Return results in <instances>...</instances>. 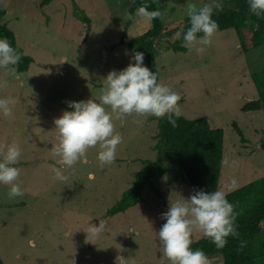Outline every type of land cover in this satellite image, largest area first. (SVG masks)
<instances>
[{"label": "rangeland", "instance_id": "obj_1", "mask_svg": "<svg viewBox=\"0 0 264 264\" xmlns=\"http://www.w3.org/2000/svg\"><path fill=\"white\" fill-rule=\"evenodd\" d=\"M151 1L161 12V23L178 31L187 18V3L198 7L213 3ZM40 2L0 0L5 11L0 23L7 25L17 45L33 60L27 71L15 75L0 69V81L8 82L0 88V98L15 101L13 118L0 114V144H19L22 156L15 167L21 170L17 183L24 192L10 199L9 186L0 184V260L2 264H114L122 255L134 258L135 264H169L156 235L165 222L160 216L179 195L192 194L179 177L170 183L168 174L173 172L152 180L159 195L145 187L136 206L106 216L144 162L156 160V120L135 114L114 118L115 131L123 140L111 165L101 167L98 149L93 148L87 162L63 170L67 181L54 179L50 168H63L51 154L57 143L54 120L72 111L68 102H99L108 72L134 63L127 45L112 46L120 39L127 43L143 35L151 23L135 13L127 18L129 0H52L42 8ZM173 36L164 35L156 45L158 82L180 95V115L188 120L204 118L210 128L223 130L222 162L228 163H221L218 189L228 194L262 178L264 112H242L241 107L257 98L250 74L264 69V46L243 55L234 30L229 29L216 33L202 54L187 48L174 52L167 47L181 38L173 40ZM233 179L237 186L228 190ZM101 220L107 230L99 238H87L86 225L98 226ZM203 238L199 233L192 237L193 242ZM208 260L223 264L216 257Z\"/></svg>", "mask_w": 264, "mask_h": 264}, {"label": "clouds", "instance_id": "obj_2", "mask_svg": "<svg viewBox=\"0 0 264 264\" xmlns=\"http://www.w3.org/2000/svg\"><path fill=\"white\" fill-rule=\"evenodd\" d=\"M248 5L249 11L256 17L264 14V0H248ZM222 8L223 5L217 0L201 7L187 3L185 13L190 27L186 31L176 32L173 40L182 36L185 48L194 50L197 54L204 53L219 28L212 18L213 11H220ZM148 9L149 5L143 4L136 9L135 15L148 23L161 16L159 10ZM126 16L128 19L133 18L128 13ZM199 33L202 35L198 36ZM20 59V53L12 47L9 40L6 37L0 38V69L15 75V66ZM132 61L134 63L130 62L123 70L109 71L103 78L99 102L94 99L68 102L72 111H65L54 120L57 143L52 147L51 154L63 166H50L54 179L67 181L68 176L63 170L72 169L77 163L87 162V153L93 148L98 149L97 160L101 167L115 162L117 148L123 138L115 131L114 118L122 119L133 114L157 119L167 117L168 122L176 126L173 117L180 115V95L167 85L159 83L157 74L144 66L143 52H134ZM7 86L6 80L0 81V88ZM14 103L11 97L0 98V114L6 119L13 118L11 106ZM21 156L22 151L17 142L0 144V184L9 186L10 199L24 195L17 183L21 170L15 167ZM222 163L227 165L228 161ZM236 186L237 182L233 179L227 187L232 190ZM226 195V191L221 189L211 192L199 190L188 198L179 195L174 202H169L167 211L160 216L165 222L156 233L162 255L169 264H209L208 257L202 250L191 248L194 233L209 239L217 249L225 247L229 236L239 238L236 229L239 213L226 199ZM106 230V222L101 220L98 226L88 223L85 233L87 238H99ZM240 246H244L243 241ZM114 264H135V260L117 255Z\"/></svg>", "mask_w": 264, "mask_h": 264}, {"label": "trees", "instance_id": "obj_3", "mask_svg": "<svg viewBox=\"0 0 264 264\" xmlns=\"http://www.w3.org/2000/svg\"><path fill=\"white\" fill-rule=\"evenodd\" d=\"M52 0H41L40 7L47 6ZM129 13L134 14L136 9L143 5H149V11L158 8L151 0H129ZM220 11L214 9L212 18L218 23V32L233 29L239 48L243 55L264 46V14L256 17L249 11L248 0H231L222 3ZM5 11L0 8V20ZM88 22L86 18H83ZM190 27L188 17L183 21L181 31ZM177 29H168L160 17L151 21L150 29L143 35L125 43L120 39L112 46V49L127 45L133 55L134 52L144 53V64L157 74L155 58L158 56L157 42L165 35L167 38L175 35ZM202 35L199 33L198 36ZM6 37L12 47L21 55L20 62L15 66L16 72L21 73L28 70L33 62L32 58L25 55L17 45L15 37L7 25L0 23V38ZM183 39L173 41L167 49L174 52H186L181 46ZM251 80L257 91V98L244 104L242 112H264V69L253 71ZM157 135L154 149L157 153L154 162L145 161L144 167L137 172L131 187L125 190L119 200L106 211L107 217L136 206L141 201L143 188L148 187L154 194L159 195L158 189L152 180L159 181L163 175L168 173L170 183L176 182L179 177L191 193L204 190L211 192L218 189L219 174L223 155V130L210 128L204 118L188 120L182 115L173 117L176 126L168 122L167 117L157 119ZM234 129L241 141L244 137L240 129L234 125ZM260 149L264 151V139L260 142ZM226 199L235 206L239 213L236 219V229L239 238L229 236L227 244L222 249L206 238L193 242V250H202L207 257H216L223 264H264V176L254 180L238 189L229 192ZM241 241L244 246L241 247ZM0 264L2 261L0 260Z\"/></svg>", "mask_w": 264, "mask_h": 264}]
</instances>
